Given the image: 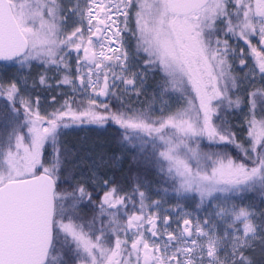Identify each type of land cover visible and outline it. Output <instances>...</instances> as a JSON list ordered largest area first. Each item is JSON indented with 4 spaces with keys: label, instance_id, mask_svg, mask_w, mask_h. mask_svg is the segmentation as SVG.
<instances>
[{
    "label": "snow or ice",
    "instance_id": "obj_1",
    "mask_svg": "<svg viewBox=\"0 0 264 264\" xmlns=\"http://www.w3.org/2000/svg\"><path fill=\"white\" fill-rule=\"evenodd\" d=\"M0 264H264V0H0Z\"/></svg>",
    "mask_w": 264,
    "mask_h": 264
}]
</instances>
